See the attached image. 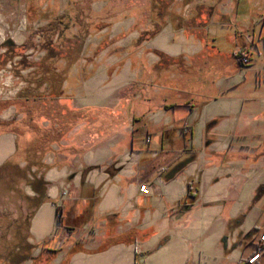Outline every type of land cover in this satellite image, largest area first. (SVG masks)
<instances>
[{
	"label": "crops",
	"instance_id": "crops-1",
	"mask_svg": "<svg viewBox=\"0 0 264 264\" xmlns=\"http://www.w3.org/2000/svg\"><path fill=\"white\" fill-rule=\"evenodd\" d=\"M25 3L0 0V57L25 21L96 40L55 65L62 93L38 126L62 131L27 172L19 264H248L264 229V0ZM15 115L7 103L0 122ZM8 125L0 167L25 165L31 137Z\"/></svg>",
	"mask_w": 264,
	"mask_h": 264
},
{
	"label": "rangeland",
	"instance_id": "rangeland-1",
	"mask_svg": "<svg viewBox=\"0 0 264 264\" xmlns=\"http://www.w3.org/2000/svg\"><path fill=\"white\" fill-rule=\"evenodd\" d=\"M31 2L32 0H28V2L26 0V3L20 6V13L23 15L26 14V16L31 13L33 10L30 4ZM24 27H26L30 33L25 44L20 46L6 45L7 52L5 51L3 57H0V69H5L0 77V90L4 92V94H7L8 92H15L16 88H18L14 96H4L0 94V107L7 103L10 104L11 102V104L16 107L20 117L17 120V116L15 115L10 125H8V128L14 129L20 134H26V136L32 137V133L27 125L35 128L44 120V117L40 118L36 116L37 112H32V110L34 108L37 110L41 109L40 112H42L44 108H38L36 104H32V101L24 102V100H22L24 98L23 95L18 97L19 95L17 94L18 91L21 93V91L27 87L31 89L35 88L34 84L31 83L33 80L31 72L34 71L35 68L31 65H36L42 59H47L48 62L51 61L50 58H48L50 55H52L51 59L54 66L58 65L60 60L68 62L67 59H70L71 56H75L76 59L80 54L81 47L86 38H94L95 41L96 37L78 34L72 36V39H69L64 36L65 34L63 31H61L60 34L58 33L60 31L58 30L59 28L47 29L48 24L39 27L34 26V29L31 25L28 26L25 21ZM5 41L6 36L4 37V44ZM98 42L103 44L108 41L99 39ZM72 46L78 49L73 55H71V51H69ZM65 48H67V50ZM75 59L73 61H75ZM8 64L10 68H7ZM55 67L58 68L57 66ZM65 68L67 69V67L62 69ZM62 69H58V71ZM7 77H10V85L4 86ZM44 88L43 84L39 87L38 91L42 92ZM45 111L47 113L48 109ZM24 166L25 165L19 166L18 164V166H16V164H11L4 169L5 171L2 170V172H0V254L7 249L9 244L20 242V239L26 235V223L33 206V201L28 200V197H33V190L32 187L28 185L27 181L21 178L22 172L20 169H23Z\"/></svg>",
	"mask_w": 264,
	"mask_h": 264
},
{
	"label": "trees",
	"instance_id": "trees-1",
	"mask_svg": "<svg viewBox=\"0 0 264 264\" xmlns=\"http://www.w3.org/2000/svg\"><path fill=\"white\" fill-rule=\"evenodd\" d=\"M66 49V48H65ZM67 50V49H66ZM70 54H75L78 49L73 47L69 49ZM67 51V52H69ZM74 57V58H73ZM237 62L241 64L240 58L237 55H234ZM48 58H50L51 61H47V59H42L39 63L36 65H31L35 68L34 71H32L33 80L31 83L34 84L33 89L30 87L25 88L21 94L23 95L24 102L32 101V104H36L37 107L45 108L42 112L41 109H33L32 112H37L38 117H40L42 114L45 115V110L48 108V99L56 98L62 93V82L64 80V76L66 73V68L62 69L60 71L57 70V68L54 66L52 62V55H50ZM75 59V56H71L68 60V64L73 62ZM5 63V62H4ZM2 63V64H4ZM67 67V66H66ZM29 83V82H28ZM44 84V90L42 92H39L38 89L41 85ZM5 104V103H4ZM7 104L0 107V110L6 107ZM40 112V114H39ZM44 112V113H43ZM0 125L5 127L8 125V123L0 122ZM30 132L32 133L31 139L27 142L24 150L25 154V160L26 164L23 169H20L22 172L21 178L25 181H27L28 184L34 183L32 180H29L27 177V172H30V169L32 166L41 167L40 158L42 155L49 150V145L51 142L55 141L58 137L60 132L62 131L61 128H58V130L54 129L52 125L48 127H32L27 125ZM11 164L5 163L0 167V172L5 171L4 169L7 166H10ZM17 166V165H16ZM33 173H31L32 175ZM188 197H194L193 194H191V191H188ZM28 200L34 201L35 198L28 197ZM85 217L84 214L79 215L74 219V222L77 224H80ZM27 228H28V221L26 223V235L23 236L20 239V242L17 243H11L8 245L7 249L2 253L3 257L5 258L6 264H19L22 260L30 258L31 250L33 246L28 243L27 241ZM69 230H71L70 227H66Z\"/></svg>",
	"mask_w": 264,
	"mask_h": 264
},
{
	"label": "built area",
	"instance_id": "built-area-1",
	"mask_svg": "<svg viewBox=\"0 0 264 264\" xmlns=\"http://www.w3.org/2000/svg\"><path fill=\"white\" fill-rule=\"evenodd\" d=\"M240 62L242 65H245L248 63V58L246 56H241L240 57ZM7 68H10L9 64L7 65ZM5 69H0V77L2 76V72L4 71ZM10 85V77H7V80L5 81L4 83V86H9ZM18 88H16V91H12V92H8L7 94H4V92H2L0 90V94H3L4 96L5 95H11V96H14L15 93L17 92ZM148 189L149 187L146 185V184H141L140 187H139V191L141 193H146L148 192ZM257 248H256V251L255 253L247 260V263L248 264H253L255 263L261 256V253L264 249V229L263 231L260 233L259 235V239H258V243H257Z\"/></svg>",
	"mask_w": 264,
	"mask_h": 264
},
{
	"label": "water",
	"instance_id": "water-1",
	"mask_svg": "<svg viewBox=\"0 0 264 264\" xmlns=\"http://www.w3.org/2000/svg\"><path fill=\"white\" fill-rule=\"evenodd\" d=\"M9 43H10V41H9Z\"/></svg>",
	"mask_w": 264,
	"mask_h": 264
}]
</instances>
